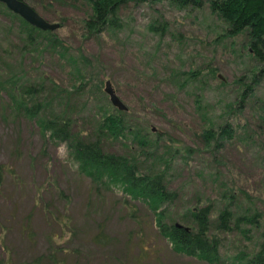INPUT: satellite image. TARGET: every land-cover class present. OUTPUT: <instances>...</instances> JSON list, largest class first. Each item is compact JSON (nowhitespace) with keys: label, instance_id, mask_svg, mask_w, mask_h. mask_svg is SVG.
I'll return each mask as SVG.
<instances>
[{"label":"rangeland","instance_id":"374dc122","mask_svg":"<svg viewBox=\"0 0 264 264\" xmlns=\"http://www.w3.org/2000/svg\"><path fill=\"white\" fill-rule=\"evenodd\" d=\"M201 1L203 8L169 0L129 4L121 13L122 29L88 35L86 0H24L50 23L61 24L56 33L62 47L45 44V38L30 43L15 13L0 6V264L7 258L12 264H45L50 255L61 264H248L264 231V213L258 226L228 233L217 220L233 183L245 190L243 212H264V151L259 142L242 144L240 127L214 154L202 132L209 122L218 126L227 118L228 104L237 108L241 79L255 90L233 120L256 128L264 80L253 85L246 37H228L226 25L211 12L213 0ZM164 23V34L150 32L152 24ZM210 69L216 77L208 76ZM77 71L87 75L78 92ZM191 71L202 74L195 80ZM107 81L128 106L127 116L159 141V151L149 150L140 160L166 172L169 191L179 194L170 211L165 204L153 211L121 185L107 188L106 177L96 183L72 158L70 142L44 131V120L58 117L72 122L74 138L83 132L100 138L92 129L95 114L115 107L105 92ZM32 86L41 90L33 98L26 93ZM25 101L28 107L40 101L45 111L33 118ZM132 139L106 140L104 149L136 156ZM211 203L210 235L221 246L218 260L207 263L177 252L161 231L164 222L187 224L183 213ZM101 228L111 239L106 246L92 240ZM142 245L152 250L150 257L142 256Z\"/></svg>","mask_w":264,"mask_h":264},{"label":"trees","instance_id":"16d2710c","mask_svg":"<svg viewBox=\"0 0 264 264\" xmlns=\"http://www.w3.org/2000/svg\"><path fill=\"white\" fill-rule=\"evenodd\" d=\"M24 1V0H23ZM163 0H86L87 14L85 16V32L88 35H94L104 32L108 28H115L117 31L123 28V18L121 13L124 8H127L129 4L140 5L146 2L159 3ZM169 2H175L185 7L191 4L197 5V7H204L205 4L201 0H169ZM0 6L7 11L6 6L0 2ZM0 7V8H1ZM211 12L217 16V18L226 25L225 34L232 37H246L245 54L251 61V73L254 78L253 85L256 82L264 80V0H213L210 2ZM35 9V8H34ZM12 12V11H11ZM14 17L19 18L18 21L24 26L25 31L28 33V41L34 44L41 38L45 44L56 45L62 47L63 42L59 40V35L56 31H41L21 16L13 14ZM167 23V22H166ZM163 25L152 24L149 27L150 32L164 34L167 29V24ZM48 39V40H46ZM244 51V50H243ZM247 53V54H246ZM77 69H83L82 67ZM215 69H210L208 76L216 77ZM77 75L73 78L75 83L79 84L74 91L81 89L85 84L84 80L87 75L77 71ZM202 72L191 71L190 76L195 80L200 77ZM198 77V78H197ZM238 81L241 91L240 101H236V107L233 109V104H228L225 109L227 118L218 126L209 122L207 128L202 132L203 137L208 143L214 146V154L223 151L226 148V144L229 141L234 140L238 133V130L243 128V132L246 139L240 140L242 144L260 143L261 148L264 151V107H262L258 116L257 127L250 125L242 127L243 124L237 126V122L233 116L238 115V112L242 114L245 112L248 102L251 100L254 92V86H247L241 81ZM237 82V81H236ZM220 84H226L224 80L220 79ZM256 88V87H255ZM38 87H29L27 94L33 98L34 94L39 91ZM41 91V90H40ZM239 96V94H238ZM237 96V99H238ZM24 109L33 118H39L45 111V107L42 102L37 101L31 107L27 101L23 102ZM65 105L69 106V102ZM115 106V105H114ZM231 115V118L229 114ZM97 119L95 121V131L100 133V138L93 139L85 132L80 134L78 138L73 137L72 122L70 120L65 121L61 118L46 119L44 120V131H49L53 140L66 143L70 142V148L72 158L76 163L84 168V172L89 174L92 178L96 179V183L103 180L104 177L108 178L104 183L107 188L117 184L125 188V191L133 194L137 199H142L145 204L150 205L153 211H157L163 204L169 205L165 208L166 211H170V205L176 202L179 198L177 192L169 191L167 182L165 181L166 172H156L154 169L155 164L147 165L140 160L141 157L149 155V150H158V142L156 143L149 135L144 134L142 128H138V123L134 122L127 116L126 111H121L117 107L112 109L101 108L98 113L95 114ZM239 119V118H238ZM247 121V120H246ZM240 122V120L238 121ZM239 129V130H240ZM160 135H157V137ZM243 136V135H242ZM133 147H136V156L119 155L118 153L110 154L104 149L106 140H124L131 141ZM166 148V147H165ZM169 149V148H167ZM192 148H186L185 153L187 155L192 154ZM159 151V150H158ZM133 152V151H132ZM264 153V152H263ZM162 158V156H161ZM168 165L169 162L166 160ZM143 165L145 168H143ZM149 168L152 171H149ZM4 166L0 165V178H3ZM230 174V172H228ZM227 185L228 182H226ZM230 186V185H229ZM229 188L227 194H224V200H229L228 204L221 208L219 211V217L217 220L218 227L224 232H232L246 229L248 226H258L261 216L264 212H260L255 209L254 212H243V195L245 190L236 188L233 183ZM240 198V199H239ZM235 201L236 204L233 203ZM213 204L205 205V207L198 210L183 213V222L187 224L182 225L177 223V220L169 225L164 222L162 225L161 234L167 237L169 241L174 245L175 250L181 254L187 256L198 257L205 262H215L218 260V252L220 244L210 235L212 223L211 217L214 213ZM243 212V213H242ZM177 224L183 227H178ZM258 249L252 253V256L248 259V264H264V231H262ZM93 242L100 246H106L111 242V239L104 230L101 228L100 232L93 237ZM141 254L144 257L152 255V250L141 246ZM152 252V253H151ZM143 257V258H144ZM8 259V258H7ZM2 262V264H12L10 261ZM142 261V259H139ZM7 261V262H6ZM42 261L39 260V263ZM38 263V264H39ZM45 264H61L57 260V255H50L47 258Z\"/></svg>","mask_w":264,"mask_h":264},{"label":"water","instance_id":"95a60500","mask_svg":"<svg viewBox=\"0 0 264 264\" xmlns=\"http://www.w3.org/2000/svg\"><path fill=\"white\" fill-rule=\"evenodd\" d=\"M0 2H2L13 13L21 16L29 24L41 31H56L61 27L60 23H50L47 19L40 15L36 9L28 5L23 0H0ZM106 83L105 92L110 96L111 103L121 111H127L128 106L124 104L120 96L116 93L113 83L110 81H107ZM177 226L183 227L180 224H177Z\"/></svg>","mask_w":264,"mask_h":264}]
</instances>
